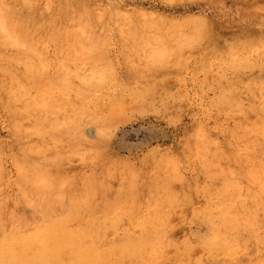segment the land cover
Here are the masks:
<instances>
[{
    "label": "rangeland",
    "instance_id": "obj_1",
    "mask_svg": "<svg viewBox=\"0 0 264 264\" xmlns=\"http://www.w3.org/2000/svg\"><path fill=\"white\" fill-rule=\"evenodd\" d=\"M263 152L264 0H0V264H264Z\"/></svg>",
    "mask_w": 264,
    "mask_h": 264
},
{
    "label": "bare ground",
    "instance_id": "obj_2",
    "mask_svg": "<svg viewBox=\"0 0 264 264\" xmlns=\"http://www.w3.org/2000/svg\"><path fill=\"white\" fill-rule=\"evenodd\" d=\"M8 8V7H7ZM13 12V11H12ZM9 13V12H8ZM114 14V13H113ZM8 15V14H7ZM76 15V14H75ZM122 15V14H121ZM154 16V15H153ZM80 17V16H79ZM123 17V16H122ZM26 18V17H25ZM157 18V17H156ZM22 19V18H21ZM84 19V18H83ZM52 20V19H51ZM50 20V21H51ZM69 20V19H68ZM21 21V20H20ZM128 21V20H127ZM10 22V21H9ZM23 22V21H22ZM122 22V21H121ZM120 22V23H121ZM171 22H173V21H171ZM15 23V22H14ZM51 23V22H50ZM53 23H54V21H53ZM66 23V22H65ZM11 24V23H10ZM26 24V23H25ZM59 24V23H58ZM63 24V23H62ZM70 24V23H69ZM162 24V23H161ZM5 25V24H4ZM18 25V24H17ZM138 25V24H137ZM26 26H27V24H26ZM73 26V25H72ZM149 26V25H148ZM14 27V26H13ZM65 27V26H64ZM125 27V26H124ZM154 27V26H153ZM11 28V27H10ZM146 28H147V26H146ZM22 29V28H21ZM24 29V28H23ZM66 29V28H65ZM83 29V28H82ZM86 29V28H85ZM164 29V28H163ZM11 30V29H10ZM14 30V29H13ZM30 30V29H29ZM2 31V30H1ZM25 31V30H24ZM23 31V32H24ZM73 31V30H72ZM177 31V30H176ZM78 33V32H77ZM26 34V33H25ZM3 35V34H2ZM12 35H13V33H12ZM24 35V34H23ZM143 36V35H142ZM91 37V36H90ZM76 38V37H75ZM6 40V39H5ZM73 40V39H72ZM165 40V39H164ZM12 41V40H11ZM158 41V40H157ZM28 42V41H27ZM6 43V42H5ZM26 43V42H25ZM13 44V43H12ZM2 45H5V44H2ZM7 45V44H6ZM28 45V44H27ZM30 46V45H29ZM17 47V46H16ZM30 47H32V46H30ZM16 49V48H15ZM28 51V50H27ZM17 52V51H16ZM2 54H3V52H2ZM26 54V53H25ZM15 56H16V54H15ZM12 58V57H11ZM27 58V57H26ZM21 59V58H20ZM83 59V58H82ZM9 60V59H8ZM23 60V59H22ZM90 60H92V59H90ZM12 61V60H11ZM27 61H28V58H27ZM25 62V61H24ZM79 62H81V61H79ZM85 62V61H84ZM92 62V61H91ZM11 63V62H10ZM8 64V63H7ZM17 66V65H16ZM32 66V65H31ZM94 66H95V64H94ZM96 68V67H95ZM31 69V68H30ZM95 72V71H94ZM70 74V73H69ZM62 75V74H61ZM64 75V74H63ZM55 80V79H54ZM57 80V79H56ZM94 80H96V79H94ZM98 80V79H97ZM93 81V80H92ZM16 83V82H15ZM19 83H21V82H19ZM83 83H84V81H83ZM95 83V82H94ZM88 84V83H87ZM24 88V87H23ZM42 88V87H41ZM72 88V87H71ZM22 89V88H21ZM40 89V88H39ZM18 90V89H17ZM65 90V89H64ZM73 90V89H72ZM70 93V92H69ZM18 95V94H17ZM28 96V95H27ZM33 96V95H32ZM12 98V97H11ZM10 98V99H11ZM25 98V97H24ZM9 99V98H8ZM13 99V98H12ZM28 99V98H27ZM20 100V99H19ZM22 100V99H21ZM36 100V99H35ZM24 102V101H23ZM57 103V102H56ZM24 104V103H23ZM31 104V103H30ZM22 105V104H21ZM27 105V104H26ZM61 105H63V104H61ZM60 105V106H61ZM65 105V104H64ZM29 106V105H28ZM17 110V109H16ZM22 112V111H21ZM25 115V114H24ZM37 117V116H36ZM15 123V122H14ZM18 124V123H17ZM241 124V123H240ZM34 126V125H33ZM260 126V125H259ZM237 127H239V126H237ZM254 127V126H253ZM252 127V128H253ZM16 128V127H15ZM18 128V127H17ZM19 129V128H18ZM67 129V128H66ZM237 129V128H236ZM261 129V128H260ZM25 130V129H24ZM243 130V129H242ZM23 131V130H22ZM26 131V130H25ZM31 131H33V130H31ZM233 131V130H232ZM236 131V130H235ZM238 131V130H237ZM259 132V131H258ZM29 133V132H28ZM240 133V132H239ZM23 133H21V135H22ZM26 134V133H25ZM258 134V133H257ZM29 135V134H28ZM237 135V134H236ZM27 137V136H26ZM247 137V136H246ZM249 137H250V135H249ZM262 137V136H261ZM253 138V137H252ZM255 138V137H254ZM258 140V139H257ZM252 142H254V140L252 141ZM33 146V145H32ZM34 149V148H33ZM32 149V150H33ZM34 152V151H33ZM264 153V152H263ZM24 156V155H23ZM22 156V157H23ZM27 158V157H26ZM238 158V157H237ZM22 162V161H21ZM31 162V161H30ZM18 163V162H17ZM23 163V162H22ZM210 163V162H209ZM31 164V163H30ZM204 164V163H203ZM206 164H208V162L206 163ZM30 166V165H29ZM35 166V165H34ZM29 168V167H28ZM44 168V167H43ZM19 170H21V169H19ZM27 170V169H26ZM22 171V170H21ZM226 171H224V173H225ZM253 172V171H252ZM41 174V173H40ZM255 174V173H254ZM36 175V174H35ZM39 174H37V176H38ZM19 176H21V175H19ZM40 176V175H39ZM228 176V175H227ZM227 176H225L226 178H227ZM260 176V175H259ZM258 176V177H259ZM27 177V176H26ZM48 178V177H47ZM236 178V177H235ZM263 178V177H262ZM19 179V178H18ZM36 179V178H35ZM37 180V179H36ZM51 180V179H50ZM232 180V179H231ZM256 180V179H255ZM54 181V180H53ZM230 181V180H229ZM261 181V180H260ZM236 182V181H235ZM24 184V183H23ZM30 184H32V183H30ZM34 184V183H33ZM37 184V183H36ZM66 184H68V183H66ZM65 184V185H66ZM235 184V183H234ZM21 186V185H20ZM40 186H41V184H40ZM70 186V185H69ZM76 185H74L73 187H75ZM229 186V185H228ZM237 186V185H236ZM33 187V186H32ZM31 188V187H30ZM38 188V187H37ZM41 188V187H40ZM67 188V187H66ZM224 188V187H223ZM258 188V187H257ZM22 189V188H21ZM21 189H20V191H21ZM258 189H260V188H258ZM35 190V189H34ZM76 190V189H75ZM264 190V189H263ZM44 191H46V190H44ZM66 191V190H65ZM257 191V190H256ZM84 192V191H83ZM27 193H29V192H27ZM67 193H68V191H67ZM253 193V192H252ZM59 193H57V195H58ZM259 194V193H258ZM41 195V194H40ZM63 195V194H62ZM61 195V196H62ZM77 195V194H76ZM39 196V195H38ZM46 196V195H45ZM51 197H53V196H51ZM254 197V196H253ZM25 198V197H24ZM50 198V197H49ZM255 199H256V197H255ZM40 204H41V202H40ZM244 205V204H243ZM242 221V220H241ZM12 225V224H11ZM245 225V224H244ZM13 226V225H12ZM47 226V225H46ZM46 226H45V228H46ZM57 227V226H56ZM245 227V226H244ZM10 228V227H9ZM45 228H43V229H45ZM8 229V228H7ZM48 229V228H47ZM251 230V229H250ZM37 231H39L40 232V230H37ZM44 231V230H43ZM48 231H49V229H48ZM38 232V233H39ZM44 232H46V231H44ZM25 234V233H24ZM32 234V233H31ZM58 234V233H57ZM60 234V233H59ZM64 234V233H63ZM32 235H34V234H32ZM42 235H44V234H42ZM48 235V234H47ZM215 235V234H214ZM30 236V235H29ZM64 236H66V234L64 235ZM69 236V235H68ZM75 236V235H74ZM24 237V236H23ZM27 237V236H26ZM35 237H36V235H35ZM38 237V236H37ZM39 237H41V236H39ZM38 237V238H39ZM43 237H46V236H43ZM213 237V236H212ZM37 238V239H38ZM46 238H48V237H46ZM50 238H53V237H50ZM24 238H22V240H23ZM29 239V238H28ZM60 239V238H59ZM65 239H68V238H64V240ZM25 240V239H24ZM32 240V239H31ZM34 240H36V239H34ZM44 240H45V238H44ZM57 240H58V238H57ZM61 240V239H60ZM59 240V242L58 243H60V242H62V240L60 241ZM26 241V240H25ZM49 241H50V239H49ZM52 241V240H51ZM51 241L50 242H44V243H51ZM73 241H75V239L73 240ZM6 242V241H5ZM19 242V241H18ZM64 242H68L67 240L66 241H64ZM71 242V241H70ZM26 243H27V241H26ZM52 243H54V241H52ZM72 243V242H71ZM78 243H79V241H78ZM67 244V243H66ZM65 244V245H66ZM22 245H23V243H22ZM36 245H38V244H36ZM55 245V244H54ZM63 245V244H62ZM62 245H60L59 247L61 248L62 247ZM64 245V246H65ZM87 245V244H86ZM28 246V245H27ZM49 246H51V244L49 245ZM48 246V247H49ZM74 246V245H73ZM80 246V245H79ZM83 246V245H82ZM52 247V246H51ZM50 247V249H52ZM57 247V246H56ZM58 247V248H59ZM90 247V245H88V248ZM93 247V246H92ZM224 247V246H223ZM29 249H30V247H28ZM42 248V247H41ZM18 249V248H17ZM21 249H23V247L21 248ZM25 249V248H24ZM55 249V248H54ZM65 249V248H64ZM90 249H91V247H90ZM95 249V248H94ZM119 249V248H118ZM19 250V249H18ZM27 251V250H26ZM25 251V252H26ZM85 252H86V250H84ZM91 251V250H90ZM4 253H5V251H3ZM15 252V251H14ZM20 252V251H19ZM50 252H52L51 250H50ZM95 252V251H94ZM107 252V251H106ZM6 253H8V251L6 252ZM82 253V252H81ZM11 254V253H10ZM22 254V253H21ZM89 254V253H88ZM92 254V256H93V253H91ZM99 253H97V255H98ZM20 255V254H19ZM18 255V256H19ZM23 255V254H22ZM60 255V254H59ZM70 255V254H69ZM87 255V254H86ZM150 255V254H149ZM13 256V255H12ZM63 256V255H62ZM72 256V255H71ZM87 256H90V254L89 255H87ZM92 256H90V257H88V259L89 258H91ZM51 257V256H50ZM99 257V256H98ZM17 258V257H16ZM19 258V257H18ZM28 258V257H27ZM105 258V257H104ZM20 259H22V257L20 258ZM92 259V258H91ZM18 260V259H17ZM50 260V259H49ZM98 260V259H97ZM30 261V260H29ZM53 261V260H52ZM20 262V261H19ZM31 262V261H30ZM35 262V261H34ZM53 263V262H52Z\"/></svg>",
    "mask_w": 264,
    "mask_h": 264
}]
</instances>
